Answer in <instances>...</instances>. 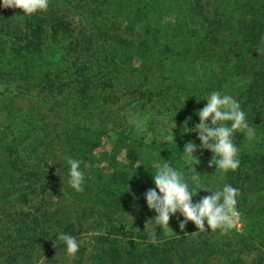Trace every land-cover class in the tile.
<instances>
[{
    "label": "trees",
    "instance_id": "1",
    "mask_svg": "<svg viewBox=\"0 0 264 264\" xmlns=\"http://www.w3.org/2000/svg\"><path fill=\"white\" fill-rule=\"evenodd\" d=\"M69 11L77 16L76 20ZM263 35L264 0H49L47 11L32 15H25L22 9L4 8L0 0V81L7 82L5 89H0V99L10 98L6 94L12 87L19 94L34 95L37 91L36 96H40L59 119L61 131L57 132V137H61L62 143L59 178L38 165L25 163L17 149L22 144L20 141L4 145L0 179L11 183L14 198L22 202H26L27 192H35V187L45 191L59 184L74 202L129 213L142 223L139 230L125 229L114 220L105 221L98 216L95 226L100 230L94 235L93 264H212L211 260L218 257L223 258L221 264H264V59L260 54ZM123 55L127 59L132 57L127 65L124 57L121 58ZM116 58H120V64L113 71L111 63ZM134 58L139 60L136 66ZM103 60L105 66L100 65ZM220 62L224 63V75L214 91L223 90L222 94L232 96L255 129L252 140L246 138L244 131L233 134V143L239 150V168L227 172L217 169L224 185L239 189L236 207L242 228L240 231L233 228L227 233L220 229L211 231L205 221L207 231L191 235L199 229L189 221L181 230L180 223L185 218L177 212L171 216L169 228L163 229L155 221L149 223L148 232L156 235L152 242L142 225L157 215L148 208L145 199L147 190L155 188L153 175L157 170L145 168L143 172L142 167L134 163L144 154L155 159L158 155L170 159L186 157L182 154L184 146L197 134L181 135L179 131L176 138L181 139L180 142L147 139L117 128L122 117L110 127H91L73 120L45 99L56 98L70 89L83 101L93 99L104 105L123 100V109L133 107L134 112L142 111L162 95L161 88L154 87L151 80L153 73L155 78L165 75L168 79L185 81L192 70L199 68L206 74L213 72V65ZM201 75L196 76V81L203 83L207 78L204 76V80ZM119 78L125 82L124 93L113 98L109 90L114 85L119 87ZM196 86L191 87L190 93L199 88ZM205 93L208 92L199 93L203 102L208 98ZM192 102L195 105L191 110L201 108V104L196 105L197 100ZM31 131L39 143H45L38 129L31 126L30 135ZM81 131L108 139L113 147L118 143L132 147L130 164L116 173L102 172L97 176L106 177L110 184L118 181L126 186L124 190L130 201L114 195L74 194L75 189L68 184L67 157L77 159L73 143ZM197 153L200 159L214 156L208 149ZM199 174L201 183L214 190L209 183L213 175ZM186 182L190 189L194 187L191 179ZM195 194L193 203L211 195L200 189ZM26 218L27 214H20L21 221ZM31 221L30 231L35 232L37 216ZM17 225L16 230L23 235L24 242L28 244L34 239L26 234L29 232L25 231L27 224ZM103 228L104 233H101ZM59 234L55 233L54 237L58 239ZM16 242L17 239L12 240ZM248 255L252 256L247 262L244 256Z\"/></svg>",
    "mask_w": 264,
    "mask_h": 264
},
{
    "label": "rangeland",
    "instance_id": "2",
    "mask_svg": "<svg viewBox=\"0 0 264 264\" xmlns=\"http://www.w3.org/2000/svg\"><path fill=\"white\" fill-rule=\"evenodd\" d=\"M69 13L75 20L77 19L75 14L70 11ZM106 50L110 53L108 49ZM260 54L263 57L261 58L264 59V35L260 44ZM122 57L126 60L125 65H127L128 60H132V57L127 59L126 55ZM138 61L134 58L135 66L138 65ZM68 62H71V58ZM92 64L94 63L92 62ZM105 64V60L100 63L101 66H105ZM119 64L120 58L114 59V62L111 63L113 71L118 69ZM223 65V62H220L219 65H213L214 71H208L206 74L201 69L196 68L190 72V77L185 81L168 79L165 75L155 78L153 73L151 80L154 82V87L161 88L162 95L155 102L150 103L149 108L137 112L133 111V107L123 109V100L104 105L93 99L87 100L88 102L83 101L78 93L70 89L62 95L55 96L56 98L46 97L44 99L53 102L54 106L73 120L91 127H110L122 117L117 128H122L137 136H145L147 139L180 142L182 140L176 138V133L179 131L181 135L197 134L193 140L190 139L187 143L195 142L200 152L202 149L199 148L201 145L198 142L199 134L191 131L200 122L196 113L207 104V101L203 102L199 98V93L208 92L205 94L209 97L214 89L218 88V80L224 75ZM209 68L212 69V67ZM195 70L196 75L194 74ZM200 73L203 74L202 77L207 78L206 80L205 77L202 78L205 80L203 83L196 81V76ZM1 81L0 89L4 90V83L7 82ZM120 81L119 87L114 85L113 89L109 90V93L113 94V98L124 93L122 89H125L123 88L125 82L121 79ZM196 84L199 88L190 93L191 87H197ZM36 93L37 91L34 92V95L30 93L19 94L12 87L6 94L10 98L0 99V161L3 157L2 154H4L2 149L5 144L15 145L16 142L22 141L21 146H17V149L23 154L25 163L38 165L45 172L49 171L59 178L62 159L61 137H57V132L61 131L59 119L49 105L40 96H36ZM205 94H203L204 97ZM193 100H197L196 105L201 104L199 110L198 108L191 110L192 105H195ZM189 117H191L190 121L188 120ZM186 122L187 125H185ZM208 123L210 124L211 121L209 120ZM31 126L38 129L39 133L45 137L44 144L39 143L40 140L35 138L33 131H31L32 135L28 133ZM19 127L24 128L18 130ZM74 143L73 148L77 150L76 158L81 161L80 170L84 173V191L81 193L75 190L74 194L90 197L114 195L122 200L130 201V196L124 190L126 186L118 181L113 182L114 185L110 184L106 177L97 178V176L102 172L106 174L116 173L130 164V158L134 153L132 147L127 143H118L113 147L108 139H101L94 134L83 131L77 133ZM196 153L194 155L199 162L195 160L191 162L196 171L212 174L213 179L209 182L210 186L214 190H222L224 183L221 175L215 166H209L212 155L210 159H200ZM165 161L170 162L174 168L181 171L185 180L190 179V176L194 174L188 171L190 165L187 157L170 159L169 156L158 155L155 159L153 156L144 154L134 164L140 165L144 172L146 171L145 168L158 170V167ZM127 180L130 178L128 177ZM11 189L12 186L8 180L0 179V264H93V256H95L94 235L100 230L99 226H95L98 216L105 221L114 220L123 225L125 229L139 230L142 224L134 215L129 213H121L99 205L74 202L64 194L59 184L55 188L47 187L45 191L35 187V192H27L26 202L15 199L16 194ZM21 213L27 214L25 221L19 219ZM34 216H37L38 227L35 232L30 231V226L33 225L31 218ZM23 223L27 224L25 231H29L26 234L34 238L28 244L24 242L23 235L16 230L17 224ZM145 226L142 225L144 231L146 230ZM241 228L242 223L238 217L235 229L240 231ZM150 229L148 227V230ZM62 232L75 237L80 242L81 255L78 254L79 251L75 257H70L67 254L65 243L54 237L55 233ZM31 233L34 237L30 235ZM101 233H104V228ZM13 239H17V242L12 243ZM251 256H244L245 261H250ZM222 259L215 258L211 260V263L221 264Z\"/></svg>",
    "mask_w": 264,
    "mask_h": 264
},
{
    "label": "clouds",
    "instance_id": "3",
    "mask_svg": "<svg viewBox=\"0 0 264 264\" xmlns=\"http://www.w3.org/2000/svg\"><path fill=\"white\" fill-rule=\"evenodd\" d=\"M48 5L49 0H3L4 8L22 9L25 15L47 11ZM206 101L207 104L196 113L200 122L191 131L199 134L198 138L202 142L199 146L200 149H208L214 153L209 162L210 167L215 166L225 172L235 171L239 168L240 161L238 159L239 150L233 143V134L238 130L244 131L246 138L252 140L255 137V129L249 125L246 114L232 96L222 94L220 91H213ZM188 120L190 121L191 117ZM225 122H231V124ZM197 150L198 146L195 142H188L182 153L189 160L188 171L194 173L190 176L194 184L193 188L190 189L184 174L174 168L170 162L165 161L153 175L155 188L149 189L145 193L148 208L157 213L153 219L147 221L145 226V232L152 242H155L156 235L155 232H148L149 223L155 221L156 225L163 229L169 228L170 218L177 212L185 218L180 223L181 230L189 221L199 229L198 232L191 235L207 231L205 221L211 231L220 229L223 233L232 230L238 223L239 214L236 206L237 197L240 195L239 189L229 184H225L222 190L206 188L201 183V174L191 163L193 160L199 162L194 155ZM67 164L70 165L69 186L78 192H83L84 173L80 170L81 161L69 156ZM197 189L209 192L211 195L193 203ZM58 239L65 243L67 254L70 257H75L79 251L80 242L75 237L64 233H60Z\"/></svg>",
    "mask_w": 264,
    "mask_h": 264
}]
</instances>
